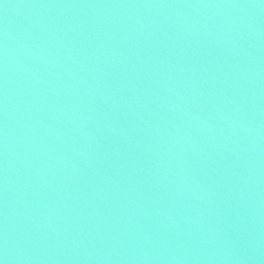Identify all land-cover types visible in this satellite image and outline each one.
I'll return each instance as SVG.
<instances>
[{
    "label": "water",
    "instance_id": "water-1",
    "mask_svg": "<svg viewBox=\"0 0 264 264\" xmlns=\"http://www.w3.org/2000/svg\"><path fill=\"white\" fill-rule=\"evenodd\" d=\"M0 264H264V0H0Z\"/></svg>",
    "mask_w": 264,
    "mask_h": 264
}]
</instances>
